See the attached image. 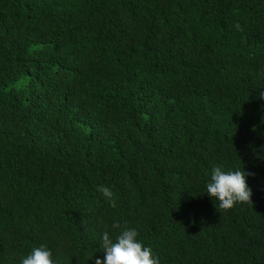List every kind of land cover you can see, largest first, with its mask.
<instances>
[{"label": "trees", "instance_id": "trees-1", "mask_svg": "<svg viewBox=\"0 0 264 264\" xmlns=\"http://www.w3.org/2000/svg\"><path fill=\"white\" fill-rule=\"evenodd\" d=\"M261 91L264 0H0V264H95L116 221L159 264H264Z\"/></svg>", "mask_w": 264, "mask_h": 264}, {"label": "clouds", "instance_id": "clouds-1", "mask_svg": "<svg viewBox=\"0 0 264 264\" xmlns=\"http://www.w3.org/2000/svg\"><path fill=\"white\" fill-rule=\"evenodd\" d=\"M239 28V24L236 25ZM264 98V91L260 92ZM254 175L244 170L225 171L221 166L212 169L211 180L206 185V195L219 201V209L229 211L237 204L252 205V189L248 186L247 176ZM97 191L108 202L110 207H119L116 194L110 187L98 185ZM117 232L115 239L108 231L102 235L100 247L103 259L97 258L95 264H159L158 257L153 255L151 246H145L138 239L139 232L135 228L122 227L121 222L112 224ZM21 264H55L52 252L44 245L34 247L31 252L21 259Z\"/></svg>", "mask_w": 264, "mask_h": 264}]
</instances>
